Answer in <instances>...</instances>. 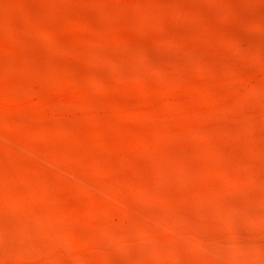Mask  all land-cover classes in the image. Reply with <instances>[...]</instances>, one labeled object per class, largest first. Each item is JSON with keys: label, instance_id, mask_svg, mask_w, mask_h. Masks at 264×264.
Wrapping results in <instances>:
<instances>
[{"label": "rangeland", "instance_id": "rangeland-1", "mask_svg": "<svg viewBox=\"0 0 264 264\" xmlns=\"http://www.w3.org/2000/svg\"><path fill=\"white\" fill-rule=\"evenodd\" d=\"M0 264H264V0H0Z\"/></svg>", "mask_w": 264, "mask_h": 264}]
</instances>
